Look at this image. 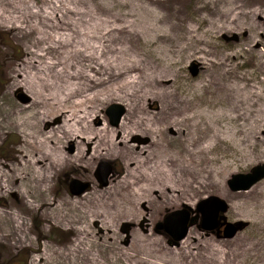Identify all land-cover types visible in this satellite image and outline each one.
<instances>
[{"label":"rangeland","instance_id":"obj_1","mask_svg":"<svg viewBox=\"0 0 264 264\" xmlns=\"http://www.w3.org/2000/svg\"><path fill=\"white\" fill-rule=\"evenodd\" d=\"M65 3L88 9L91 20L127 26L128 33H113L114 45L145 68L137 87L147 97L136 99L145 111L130 114L127 102L114 99L93 125L99 126L103 119L118 129L120 124L113 125L107 114L118 103L125 113L129 111V118L151 127L147 136L153 141L143 143L142 152L128 154L118 145L114 155L60 168L52 167L53 155H46L49 147L37 148L33 156H44L40 166L50 175L41 184L49 187V198L42 199L31 183V173L22 171L29 150L13 121L28 107L49 108L43 97L55 91L42 90L44 104L37 106L36 96L25 92L24 78L30 71L25 64L37 43L34 32H21L19 26L39 22L41 17L29 9ZM19 11L26 23L11 22ZM0 13V175L4 174L0 176V264H264V179L248 190L233 191L228 184L232 175L250 173L264 164V0H0ZM67 51H51L47 57L59 61L60 69L68 59H78L66 57ZM192 63L198 65L195 76ZM22 95L28 100L23 101ZM188 116L194 117L185 121ZM59 123L49 121V125ZM49 125L42 123L44 132ZM181 145L189 151L187 156ZM63 148L74 154L69 141ZM101 161H108L112 169L106 185L96 176ZM154 163L169 165L170 186L161 175L154 181L135 178ZM186 165L194 170L185 173ZM12 172L23 175L12 177ZM123 174L129 177L124 180L129 181V191L118 184ZM74 179L89 183L88 188L73 194ZM97 192L111 195L106 204L98 197L87 201ZM212 195L228 202L229 222L247 223L234 237L219 238L200 228L201 214L177 246L169 243L166 233L156 231L155 225L167 213L183 205L196 210L201 200ZM77 200L81 211L112 214H98L97 221L90 222L82 215L74 217L77 223L88 222L87 236L92 239L80 252L73 247L81 234L65 228L50 212L54 206H64L71 215L67 204Z\"/></svg>","mask_w":264,"mask_h":264},{"label":"bare ground","instance_id":"obj_2","mask_svg":"<svg viewBox=\"0 0 264 264\" xmlns=\"http://www.w3.org/2000/svg\"><path fill=\"white\" fill-rule=\"evenodd\" d=\"M88 11V9H77L73 7V4L71 6L66 3L64 6L56 5L35 10L29 9L31 14L34 13L35 16L41 17L39 22L27 23L26 28L15 25L20 27L21 32H34L37 43V45L32 46L34 50L31 51V55L25 64L30 67V71L26 73L24 78L25 92L36 96L33 104L37 106L44 104L41 101L42 90L54 89L55 91L52 95L43 97L49 108L39 111L35 107H28L23 109L25 113L23 116L13 121L14 126L24 138V147L29 150V153L25 154L27 160L22 171L24 173L25 170H28L31 173L32 182H30L36 184L37 187L34 190L42 199L49 198L47 194L49 187L46 188L41 184H46L50 175L40 166V163L44 161V156H33V152L37 148L49 147L46 155H53L52 167L60 168L74 163L83 164L86 163L85 160L91 161L92 158L100 159L103 156L114 155L118 145L124 146L128 154L129 151L133 153L142 152L145 151L143 143L153 141L151 137L147 136L148 132H153L151 127L144 125L143 120L129 118V111L121 118L118 129L102 122L103 119L102 121L100 119L99 126L93 125L97 118L99 121L102 108L114 99L127 102L128 104H125L129 108L130 114H141L145 109L143 106L140 107L139 103L141 98L147 97V92L143 94L137 87L145 74L143 64L137 59L129 58L114 45L113 33L119 35L123 32L128 33L127 26L111 25L109 22L98 18L91 20L92 15ZM23 15L24 12L19 11L13 17L16 21H10L15 24L26 23V19L23 20ZM0 16H2L1 13ZM86 16H88V21L83 20ZM6 18L8 19V17ZM60 50H68L66 57L71 55V57L74 56L78 59L71 62L68 59L62 68L57 69L62 64L54 58L49 59L47 55H50L51 51L57 53ZM68 68L71 71H67ZM137 98L140 100L136 101ZM140 108L142 109L140 110ZM193 117L188 116L185 121L186 119L191 120ZM51 120L54 124L60 122L59 126L49 125ZM44 122L49 125L50 130L48 132L43 131L42 123ZM216 140L218 141V138ZM223 140L225 138L220 139L221 142ZM68 141L72 147V152L74 149L73 155L63 151L64 142ZM84 146L88 147L85 148ZM208 148L206 146L205 150ZM181 152L185 156L189 154L183 145H181ZM87 154L89 155L88 158ZM171 161L170 158L166 159V163L169 165ZM169 165L163 167L162 164H151L145 169V172L137 173L135 178L137 180L151 178L154 181L161 175L160 177L167 183L166 185L170 186L169 181L172 180L173 173ZM127 169L126 171L129 173V165ZM193 170L191 165L184 167L185 173ZM12 173V177L14 175L16 178L23 175V173ZM125 174L119 175L118 184H120L121 190L129 191V181H124L129 180V177H126ZM0 176L4 177V174ZM174 178L179 179L177 173L174 174ZM107 190L112 191L106 189L105 192ZM134 194L137 195L138 191H135ZM107 195L105 193L100 195L97 192V195H92L87 201L92 202L93 197H98L101 199V203L106 204L111 197V195ZM80 204L81 200L67 204L70 205L71 215L66 214L64 206H54L50 211L51 214H55L59 220L64 222L65 228H73L81 234L73 247V251L79 252L86 251L88 243L92 239L87 236L88 222L86 224H82V221L77 223L74 217L82 215V219H87L90 222L93 218L94 221H97L95 218L98 217V214L100 216L105 214H108L109 217L112 216L109 210H106L105 214L95 210L91 214L88 210L81 211ZM65 216L66 218L63 219Z\"/></svg>","mask_w":264,"mask_h":264},{"label":"water","instance_id":"obj_3","mask_svg":"<svg viewBox=\"0 0 264 264\" xmlns=\"http://www.w3.org/2000/svg\"><path fill=\"white\" fill-rule=\"evenodd\" d=\"M190 71L192 75L195 76L198 73V65L192 63ZM21 98L23 101L28 100V97L25 95H22ZM124 113V106L118 103L112 104L107 110V114L113 125H118L120 123ZM110 172L111 166L109 162L101 161L98 166L97 174L99 175V180L102 182V185L108 183L107 177ZM262 179H264V164H259L255 166L250 173L232 175L228 184L233 191L248 190ZM88 186L89 183L74 179L71 183V191L73 194H81ZM228 210L229 204L226 200L212 195L201 200L196 210H193L187 205H183L182 209L167 213L164 219L156 224V231H163L166 233L170 237L172 244L177 246L188 235L189 229L194 224L195 219L201 214L200 228L215 233L220 232L221 228H223L222 237L232 238L239 231L243 230L247 223L244 221L229 222L225 215ZM193 213L197 215L193 216Z\"/></svg>","mask_w":264,"mask_h":264},{"label":"flooded vegetation","instance_id":"obj_4","mask_svg":"<svg viewBox=\"0 0 264 264\" xmlns=\"http://www.w3.org/2000/svg\"><path fill=\"white\" fill-rule=\"evenodd\" d=\"M112 170V169H111ZM96 176H98V174H97V172H96ZM98 178H99V176H98ZM155 229H156V225H155ZM217 234V236L220 238V237H222V234H223V228H221V230H220V232H217L216 233ZM169 243L171 242L170 241V237H169Z\"/></svg>","mask_w":264,"mask_h":264}]
</instances>
